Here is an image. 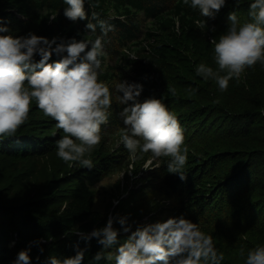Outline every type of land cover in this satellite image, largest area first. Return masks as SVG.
I'll return each instance as SVG.
<instances>
[{"label":"trees","instance_id":"trees-1","mask_svg":"<svg viewBox=\"0 0 264 264\" xmlns=\"http://www.w3.org/2000/svg\"><path fill=\"white\" fill-rule=\"evenodd\" d=\"M251 2L252 0H241L237 6L235 0H226L225 6L214 18L202 17L198 9L183 4V0L175 3L172 0H93L97 5L93 8L89 7L87 0L85 2L89 19L93 11L101 19H108L111 14L115 16L110 20L114 30L104 37L105 45L117 43L120 49H129L127 42H136L137 34L141 31L135 18L142 15L144 21L150 22L141 47L133 52L135 59H130L126 53L120 55L123 64L120 78L130 83L142 84L143 91L138 99L141 102L147 98L161 99L180 122L184 130L185 146L188 148L186 180L182 181L178 175L167 172V158L155 159L154 165L158 166L155 171L166 191L167 199H174L180 207L178 213L198 224L203 232L213 237L216 249L224 255L222 264H245L247 258V255L241 253L233 256L234 253L224 249V234L221 236L220 230L215 229L219 228V224H213L217 221L213 218H218L228 199L236 195L238 190L233 187L238 185L240 188L248 171L239 176L237 184L227 185V182H232L238 176L236 172L239 170L222 166V156L226 154L216 155L210 163L193 153L191 144L195 138L202 136L201 133L213 123L214 118H222L227 113L225 104L219 98L218 89L213 83L198 76L195 68L198 64L211 62L213 59L211 40L218 39L226 32L230 23L229 13L235 11L238 20L244 23ZM66 7L64 0H0V26H7L9 29V33L0 35L24 36L31 32L49 40L58 38L57 43L60 39L66 42L75 38L79 41L83 35L94 40L101 35L99 28L96 33L88 32L85 27L88 20L73 22L67 19L63 14ZM53 15L56 18L51 20L50 16ZM197 20L206 21L204 30L196 27ZM35 59L38 61L40 57L37 55ZM57 59L59 57L53 54L49 62ZM107 74L106 70L102 71L100 80L105 82ZM235 80L237 79L229 81L227 91L243 96L244 91L242 92L241 85ZM170 88L175 90L174 95L169 91ZM186 92L191 95L185 94ZM109 111L112 113V108ZM109 121L113 122L111 115ZM202 122L204 127L200 129ZM55 124L33 102L27 122L16 135L0 138V159L18 164L50 156L56 151L55 142L63 135L62 130L57 129ZM251 124L245 135L260 139H253L250 153L246 154L256 156L262 150L264 157V115L259 119L255 117ZM240 125V122H234L231 129H226L227 137L238 136L235 127ZM215 126L212 124L211 127ZM243 127L241 126L240 131L244 132ZM255 133L261 137H255ZM241 154H235L234 162L241 158ZM150 158L151 154L148 153L139 160L141 164H145ZM96 159L97 165L93 167L109 169L112 160L108 159L102 148L96 151ZM94 170L82 168L71 175L67 181L70 186L59 191L63 194L44 193L38 200L24 201L21 209L13 211L21 212L15 233L18 242L31 248L33 264H50V257L53 255L61 259L74 256L77 246L85 251L83 264H108L106 259L93 260L96 253L103 248L97 239L86 241L74 230L77 225L85 224L94 216L95 195L87 185V176L97 174ZM134 173L137 174V170ZM261 184V181H257L254 187L260 188ZM212 215L215 217H211ZM2 243L0 231V264H12L9 257L12 251H6ZM103 251L106 253V250Z\"/></svg>","mask_w":264,"mask_h":264},{"label":"clouds","instance_id":"clouds-1","mask_svg":"<svg viewBox=\"0 0 264 264\" xmlns=\"http://www.w3.org/2000/svg\"><path fill=\"white\" fill-rule=\"evenodd\" d=\"M86 0H64V16L73 21L88 20L90 33L99 28L101 35L94 40L58 38L49 40L29 32L24 36L0 35V138L16 135L29 117L33 102L46 117L56 122L63 135L56 143V154L65 163L75 162L91 169V153L100 144L101 126L109 121L112 92L100 80L105 55L104 37L114 30L112 19H101L95 11L91 19L85 11ZM90 8L96 7L87 0ZM226 0H183V4L198 9L202 17L214 18ZM237 6L241 0H235ZM248 22L241 23L235 11L229 13V26L218 39L213 38V60L217 68L206 63L196 66L195 72L205 81L214 80L220 91H226L229 81L239 79L246 69L258 62L264 64V0L249 4ZM56 18L50 16L51 20ZM95 21V22H93ZM196 27L204 30L205 20H197ZM0 33H9L0 26ZM55 45V46H54ZM55 54L59 59L49 62ZM40 59L37 61L36 56ZM132 59H135L134 57ZM223 73V74H222ZM119 112L124 128L120 142L132 162L151 154L153 159L167 158V172L186 180L185 166L188 148L180 122L157 98H138L143 85L121 80L114 85ZM174 95L175 90L169 89ZM218 102V101H217ZM134 171L129 165V173ZM118 223L120 229L113 225ZM120 231L130 233L118 243ZM84 240L96 238L103 246L93 257L115 264H222L224 255L215 247L213 237L203 232L198 224L183 215L139 225L132 230L127 216L109 217L104 227L90 234H81ZM115 253L103 250L117 245ZM30 249L21 250L15 264H30ZM241 255L244 250H240ZM85 251L77 246L76 254L63 259L50 257V264H83ZM245 264H264V246L247 253Z\"/></svg>","mask_w":264,"mask_h":264},{"label":"rangeland","instance_id":"rangeland-1","mask_svg":"<svg viewBox=\"0 0 264 264\" xmlns=\"http://www.w3.org/2000/svg\"><path fill=\"white\" fill-rule=\"evenodd\" d=\"M177 1L179 0H172L173 3ZM111 17L115 16L111 14ZM244 18H246L245 22H248V15ZM135 19L140 24L141 31L137 34L136 42H127L129 49H120L117 43L104 44L105 55L101 58L102 71L108 72L105 82L112 92L113 122L108 121L101 126L102 139L91 153V159L93 166L97 165L96 151L102 148L104 154L112 161L109 169L101 170L99 166L92 167L91 169H95L97 174L92 173V176H87V185L95 195L94 216L85 224L77 225L74 229L76 234H90L94 229L104 227L110 216H127L128 223L132 226V230H135L139 225L182 215L178 213L180 207L177 202L174 199H167L166 191L155 171L158 168L154 165L156 160L151 157L145 164H141L139 159L132 162L128 151L120 142L124 125L119 112L124 106L119 104L117 100L119 94L114 87L115 83L121 81L120 73L123 64L120 55L126 53L129 54L130 59L135 58L133 52L141 47L144 33L150 27V22L144 21L142 15ZM82 39L91 40L88 35H83ZM210 61L203 63L215 70L217 66L214 60ZM235 81L239 86L241 85L242 92L244 91L243 96L230 94L227 90L222 92L214 80H208L218 89L219 98L225 104L227 113L223 114L222 118H214L213 123H210L201 133L202 136L195 138L191 148L198 157L210 163L214 161L216 155L226 154L222 156V166L239 170L236 172L238 176L232 182H227V185L237 184L239 176L248 171L247 178L240 188L238 185L233 187L238 190L236 195L228 199L218 218H213L217 220L213 224L215 222L219 224V228L215 229L220 230L221 236L224 234V249L234 253L233 256H239L241 249L244 250L243 255H247L249 250L264 246V233H261L264 232V227H261L264 224V157H262V150H259L261 153L257 152L259 156L246 154L250 153L249 148L253 145V139L260 138L245 135V131L252 125L251 121L255 117L259 119L264 115V65L258 62L254 67L246 69ZM185 94L191 95L190 92ZM234 122L241 123L240 126L235 127L238 136L227 137L225 130L231 129ZM212 124L216 126L212 128ZM200 126L202 129L204 123L202 122ZM241 126H244V132L240 131ZM255 137H261V135L255 133ZM221 150L223 152H220ZM238 153H242V156L234 162L235 154ZM129 165H132L134 171L137 170V174L134 171L129 173ZM82 168L88 169L75 162L65 163L57 156L56 151L48 157L34 158L26 163L16 164L0 159V231L3 237L2 246L6 251H12L9 255L12 264H15L21 250L30 249L29 255L32 256L31 248L18 242L15 232L17 225L19 226L20 217L18 216L21 212L13 211L21 209L24 201L38 200L44 193L63 194L59 191H64L70 186L67 183L68 178ZM257 181L262 183L260 188L254 187ZM113 226L120 229L118 223H114ZM129 234L120 231L118 243H123ZM116 247L118 244L112 249H107L106 253L111 251L114 254ZM30 264H33L32 261ZM108 264H115V261H108Z\"/></svg>","mask_w":264,"mask_h":264}]
</instances>
